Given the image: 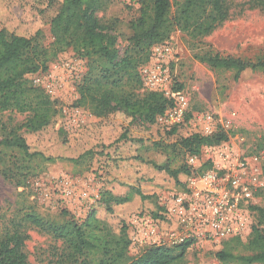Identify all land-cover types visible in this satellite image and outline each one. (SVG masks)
Segmentation results:
<instances>
[{
  "label": "trees",
  "instance_id": "1",
  "mask_svg": "<svg viewBox=\"0 0 264 264\" xmlns=\"http://www.w3.org/2000/svg\"><path fill=\"white\" fill-rule=\"evenodd\" d=\"M53 1H59L60 8L51 19L53 40L48 45L43 42L40 26L27 33L0 26V112L27 114L23 123L13 126L0 123V172L17 187H25L31 177L46 169L48 163L65 159L32 149L25 136V133L45 131L61 116L56 101L34 84L32 77L36 73L47 70L61 53L71 49L79 57L91 61L90 73L79 87L78 102L81 105L90 108L97 117L122 112L134 122L154 124L172 102L160 92L140 94L134 90L142 87L139 68L150 60L152 47L167 41L176 29L185 31L193 39L205 36L231 15L228 0H180L175 4L171 0H141L140 15L130 26V45L120 56L115 22L103 21L98 15L112 0L44 2L50 5ZM257 2L264 6V0ZM196 58L212 68L234 71L236 80L248 69L264 72V56L246 60L208 50L197 54ZM176 129L168 130L174 133ZM59 132L63 133L62 130ZM128 138L126 128L115 141H127ZM229 138L230 133L225 129L210 135L193 133L174 143L154 142L150 148L160 154L158 160H146L138 154L133 158L138 166L144 164L149 174L165 173L181 187L193 173L187 157ZM106 147L96 146L66 160L76 165H92L96 156L109 155L104 151ZM208 168L206 164L199 171ZM125 186L127 188L120 193L111 189L103 191L97 207L92 208L83 220L75 219L67 210L63 213L70 216L61 222L48 221L31 208L21 211L22 215L17 214L0 231V264H33L26 251L29 225L50 233L60 242L53 248L49 264H182L191 243L175 247L153 246L137 255L130 253L131 216L146 213L161 219L164 208L158 203L156 192L145 193L139 186ZM253 210L258 213V218L264 219V208L253 207ZM102 211L107 217L101 215ZM108 217L116 221L111 222ZM259 222L253 225L247 243L251 254L235 255L223 249L217 256L221 260H239L245 264L264 263V229L258 227ZM241 239L226 240L225 243L229 242L226 248L241 243Z\"/></svg>",
  "mask_w": 264,
  "mask_h": 264
},
{
  "label": "rangeland",
  "instance_id": "2",
  "mask_svg": "<svg viewBox=\"0 0 264 264\" xmlns=\"http://www.w3.org/2000/svg\"><path fill=\"white\" fill-rule=\"evenodd\" d=\"M44 1L47 0H0V26L20 33L40 26L44 33V44H50L53 40L50 23L60 8V2L53 1L46 5ZM171 1L175 4L180 0ZM257 1L228 0L230 17L205 36L193 39L181 29L174 30L167 42L174 45L177 55L168 67L172 86L184 91L189 98V113H210L216 121H230L227 128L230 138L227 141L248 153L259 154L264 161V72L248 69L236 80L234 71L212 68L196 58L197 54L208 50L246 60L264 56V6ZM140 7L141 0H112L98 14L103 21L115 22L120 56L130 45V26L139 17ZM90 70L91 61L69 49L50 63L47 70L32 77L34 84L56 101L61 116L45 131L25 133V136L32 149L65 159L48 163L46 169L31 177L25 187H17L7 181L0 172V231L13 217L22 215L25 209L30 208L52 222H61L70 215L83 220L92 208L97 207L103 191L111 189L120 193L127 188L126 184L139 186L145 193L156 192L158 203L162 195L179 187L165 173L146 172L147 167L144 164L138 166L133 156L138 154L146 160L160 159V154L150 148L152 144L174 143L195 133V127L190 123L191 117L179 125L174 133H169L168 129L157 123L134 122L122 112L97 117L90 108L78 102L79 87ZM134 90L140 94L148 91L143 84ZM26 118V113L0 112V123L6 122L8 126L23 123ZM126 128L128 140L117 143L115 140ZM102 145H110L104 149L109 155L96 156L92 165H76L66 160ZM140 168L141 171L137 172ZM64 182L72 191L70 195L64 193ZM82 193L87 195L82 196ZM136 202H139L138 199ZM65 210L70 215H65ZM257 214L254 211V223L260 221L258 227L264 229V219L258 218ZM101 215L107 217L103 211ZM108 218L111 222L116 221L113 217ZM27 232L29 260L33 264H49L52 250L60 242L35 226L29 225ZM250 237L251 234L230 248H226L229 242L225 241L216 247L191 246L182 264H245L239 260H221L217 253L226 249L235 255L251 254L247 245Z\"/></svg>",
  "mask_w": 264,
  "mask_h": 264
},
{
  "label": "built area",
  "instance_id": "3",
  "mask_svg": "<svg viewBox=\"0 0 264 264\" xmlns=\"http://www.w3.org/2000/svg\"><path fill=\"white\" fill-rule=\"evenodd\" d=\"M176 55L171 42L158 43L152 48L150 61L140 68L144 88L160 92L172 102L156 123L171 129L191 117L195 133L210 135L219 129L228 130L230 121H216L210 113L191 112L188 116L189 98L171 83L168 65ZM187 164L193 173L185 185L169 190L160 199L163 218L146 213L131 216V254L153 246L175 247L187 242L191 246L216 247L231 238L243 239L251 234L255 224L253 207L264 206L263 157L224 141L189 155ZM206 164L209 168L199 171ZM63 185L64 193L70 195L66 182Z\"/></svg>",
  "mask_w": 264,
  "mask_h": 264
}]
</instances>
